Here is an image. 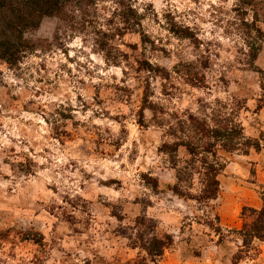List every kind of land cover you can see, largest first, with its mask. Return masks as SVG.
<instances>
[{
	"label": "rangeland",
	"instance_id": "obj_1",
	"mask_svg": "<svg viewBox=\"0 0 264 264\" xmlns=\"http://www.w3.org/2000/svg\"><path fill=\"white\" fill-rule=\"evenodd\" d=\"M35 7L0 0V264H264V240L233 258L264 189V0ZM230 123L258 149H222L209 132Z\"/></svg>",
	"mask_w": 264,
	"mask_h": 264
},
{
	"label": "trees",
	"instance_id": "obj_2",
	"mask_svg": "<svg viewBox=\"0 0 264 264\" xmlns=\"http://www.w3.org/2000/svg\"><path fill=\"white\" fill-rule=\"evenodd\" d=\"M34 4L38 7H35L36 12L39 14H50L56 12L59 8L60 1L63 0H33ZM4 5V4H1ZM9 6V5H8ZM11 6V5H10ZM9 6V7H10ZM9 12L13 13L14 8L11 6ZM16 17H8L6 18L5 24L8 27H18L22 26L20 24H26V22H31V17H20L17 12L13 14ZM257 72L264 78V71L257 70ZM263 86V84H262ZM263 95V94H262ZM210 136L219 140L218 145L225 150H234V149H242L246 147H253L254 149H258L259 143L257 140L244 138L241 135V129L238 125L230 123L227 127L223 128H215L210 132ZM234 140V141H232ZM187 147L189 153H198L195 147H190L188 144L181 143ZM215 145V144H214ZM199 150V149H197ZM202 152H213V143L206 142L202 145ZM202 161V160H201ZM204 164V176L203 183L201 187L198 189L197 195L193 198L197 201H204L207 199H211L215 196L217 192V180L215 179V175L218 170L221 169L220 164L212 159V161H203ZM180 172V171H179ZM178 174V169H177ZM177 175V180L178 179ZM173 190L175 188L173 187ZM241 215H243V210L241 211ZM250 216H247V219H243V223L241 227L236 231L240 240V244L238 249L236 250L233 258H239L241 255L245 254L247 249L249 248L252 240H264V189L261 191V205L258 209H252ZM214 230H218L219 227L217 225V217L214 216ZM221 237V236H220ZM168 244V240L166 235L163 238H157L155 236H149L145 239L144 243H142V248L145 251L150 260L158 257L161 254L162 248Z\"/></svg>",
	"mask_w": 264,
	"mask_h": 264
},
{
	"label": "clouds",
	"instance_id": "obj_3",
	"mask_svg": "<svg viewBox=\"0 0 264 264\" xmlns=\"http://www.w3.org/2000/svg\"><path fill=\"white\" fill-rule=\"evenodd\" d=\"M213 2L215 3L216 0H213ZM235 2H236V0H229V3H230V4H233V3H235ZM140 11H143V9H140ZM209 27H210V25H209ZM22 38H23V39H27V31H25V32L22 34ZM76 46L79 47V43H78V42H77V45H76ZM94 59H96V62H97V63H102V61H101L99 58L94 57ZM110 73H115L117 76L120 75L119 70H118V69H115V68L110 69L108 72H103L102 75L105 76V77H108V76L110 75ZM10 82L13 83V84L22 83L21 81H18V80H15V79H10ZM72 103H73L74 105L76 104V100H75V96H74V95H73V97H72ZM75 114H76V116H77L78 118H80V119H87V117L92 116V112H91V111H89V112L87 113V116H81L80 113H79V111H77Z\"/></svg>",
	"mask_w": 264,
	"mask_h": 264
}]
</instances>
